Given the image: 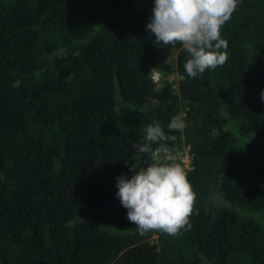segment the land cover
I'll use <instances>...</instances> for the list:
<instances>
[{"label": "trees", "instance_id": "1", "mask_svg": "<svg viewBox=\"0 0 264 264\" xmlns=\"http://www.w3.org/2000/svg\"><path fill=\"white\" fill-rule=\"evenodd\" d=\"M153 7L0 0V264H264V0H237L227 61L196 77L181 44L154 43ZM153 70L179 78L157 90ZM156 123L175 139L153 151L189 152L176 235H140L116 195L157 162L138 151Z\"/></svg>", "mask_w": 264, "mask_h": 264}, {"label": "clouds", "instance_id": "2", "mask_svg": "<svg viewBox=\"0 0 264 264\" xmlns=\"http://www.w3.org/2000/svg\"><path fill=\"white\" fill-rule=\"evenodd\" d=\"M236 7L237 0H154L151 22L146 29L155 35L154 43L181 44L190 55L184 64L185 71L189 77H196L227 61L228 41L221 38V27ZM155 74L157 81L152 80ZM162 76L157 70L151 72L150 79L156 87ZM19 83L16 81L13 87ZM185 126L183 114L174 116L168 124L170 130H183ZM144 139L148 143L139 147V153L150 154L153 161H158L159 153L152 150L151 143L175 137L166 135L156 123L146 127ZM129 171L134 173L131 178H126V173L117 178L116 195L127 209V219L140 235L154 230L176 235L190 227L188 218L196 193L188 180V169L178 162H155L146 168L133 163Z\"/></svg>", "mask_w": 264, "mask_h": 264}, {"label": "built area", "instance_id": "3", "mask_svg": "<svg viewBox=\"0 0 264 264\" xmlns=\"http://www.w3.org/2000/svg\"><path fill=\"white\" fill-rule=\"evenodd\" d=\"M155 76H156V74L154 75V77H152V80L153 81H157V79H155ZM156 152L159 153V157H158V161L157 162H160V157H162V156H166L164 162L170 161V160H172V162H177V159L175 157L166 154V152L164 150H157ZM180 156H182L181 163L183 164V166L186 169H189V167H188L189 166V152H188V150L186 149L184 151V154L183 155H180Z\"/></svg>", "mask_w": 264, "mask_h": 264}, {"label": "rangeland", "instance_id": "4", "mask_svg": "<svg viewBox=\"0 0 264 264\" xmlns=\"http://www.w3.org/2000/svg\"><path fill=\"white\" fill-rule=\"evenodd\" d=\"M175 55L176 53H170L167 56V60L171 61L175 59ZM179 77H177V75L175 73L170 74V75H165L163 74L162 76V81L160 80L159 85L156 87V89H161L165 84L167 83H171V82H176V80H178Z\"/></svg>", "mask_w": 264, "mask_h": 264}]
</instances>
